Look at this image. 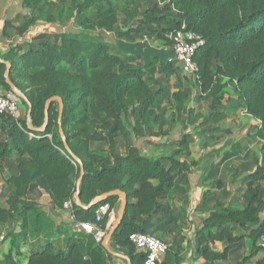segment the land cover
<instances>
[{
	"label": "trees",
	"instance_id": "16d2710c",
	"mask_svg": "<svg viewBox=\"0 0 264 264\" xmlns=\"http://www.w3.org/2000/svg\"><path fill=\"white\" fill-rule=\"evenodd\" d=\"M142 1L71 0L73 10L65 11L58 0H24L26 13L17 27L21 37L30 32L36 16L45 14L52 5L57 14L51 21L65 24L76 13L83 29L115 33L122 55L113 52L112 44L71 32L43 33L29 45L23 43L9 52V79L31 105L32 126L0 114V126L6 134V140L0 142V170L16 156V171L5 180L7 206L0 205V230L7 232L6 240L10 239L0 264H110L111 254L93 232L81 227L72 230L73 226L63 223L54 226L45 207L29 197L37 189L50 195L56 215L72 202L75 224L92 225L105 233L109 213L97 223V211L106 204L111 210L118 209L120 196L91 204L104 193L125 192L127 213L110 244L128 249L132 264H143L146 255L137 251L129 236L150 234L157 230L154 216L170 213L161 200L191 167L186 159L192 153L190 134L183 135L168 156L148 157L132 144L122 154L120 149L129 136L124 116L136 107L142 125L158 122L155 110L159 96L168 90L156 91L152 85L159 82L158 71L167 79L178 70L182 72L171 62L174 52L169 34L183 25L205 40L195 55L198 83L202 97L211 100L218 111L222 108L208 120L221 122L242 108L259 121L256 134L264 140V0H164V6L154 4L146 9ZM119 11L125 15L126 28L120 26ZM131 22L134 27H128ZM136 34L157 36L165 45H136ZM122 45L130 47L128 52L121 50ZM6 70L0 62V86L10 91ZM228 91L236 99L225 98ZM55 96L61 97L63 110L61 113L59 101H53L47 120L46 103ZM173 98L179 107L194 112L196 107L186 91H178ZM121 138L124 142L120 145ZM64 140L80 162L69 153ZM248 179L243 204L236 199L217 203L203 219L197 231V254L204 264L228 262L243 239L236 235L242 228L249 227L251 254L234 264H245L264 249L259 245L264 233L260 184L264 164ZM77 191L80 203L75 202ZM218 244L224 245L223 250ZM24 248H28V256Z\"/></svg>",
	"mask_w": 264,
	"mask_h": 264
},
{
	"label": "rangeland",
	"instance_id": "374dc122",
	"mask_svg": "<svg viewBox=\"0 0 264 264\" xmlns=\"http://www.w3.org/2000/svg\"><path fill=\"white\" fill-rule=\"evenodd\" d=\"M83 1L78 0L79 3ZM58 2L65 11L73 10L71 0H58ZM161 2H164V0H143L141 6L143 9L149 8L154 4H157L159 7L164 6ZM46 10L45 14L36 16L35 24L30 33H28L24 44L27 45L28 43L29 45L30 41L33 42L43 33L71 32L83 38L112 44L113 52L122 55L117 48L119 46L118 41L120 40L115 33H107L104 30L87 31L83 29L79 24L81 17H76V13L75 18L73 16L65 24L59 21H51L50 17L57 14V9L55 6L50 5ZM90 11L91 9L87 10L85 14L88 15ZM119 14L121 20L120 26L126 28L127 26L123 22L125 15L122 11H119ZM133 24L134 22H131L128 27H132ZM134 43L136 45H150L155 48H161L165 45V42L158 39L157 36H150L148 34H136ZM168 46L170 45L168 44ZM128 47L122 45L121 50L128 52L130 48ZM137 60L140 63L141 59L137 58ZM156 75L159 82L152 85L153 89L156 91L159 89L168 90L166 95L159 96V107L155 110L159 116V120L151 126L142 125L136 111L137 108L132 107L124 116L129 135H133L144 142L145 146L150 141L169 143L167 144V148L169 149H166L169 155L177 149L178 142L182 136L190 134L193 153H196V158H193V162H196L197 157H199L198 155L202 151L216 153L219 155V158L221 157L215 166L216 174L211 176L206 174L208 177H200L201 180H205L203 182L206 186L200 192L194 191L196 196L190 201L194 203L195 209L189 213V216L193 217L194 214L198 215L200 212L209 211L217 203L228 204L235 199L240 203H244L243 195L250 186L248 176L259 165L264 164V140L259 139L256 134V120L249 117L246 111L241 108L234 112L233 117L213 123L208 120L209 117L212 118L214 115H217L222 108L218 111L212 107L211 100L202 97L198 79L188 77L180 70L177 71L175 76L168 79L159 71ZM180 90L186 91L191 100H193L192 105L196 107L193 113H191L189 107H179L175 98H173V94ZM229 97L236 99V95L228 91L225 98ZM138 126L140 128H136ZM136 129H139V131ZM120 142L121 145L124 139L121 138ZM98 146L94 145V147ZM229 157L233 158L229 159ZM4 177L3 174H0V188L3 186ZM260 184L262 185V198L264 199V179L260 181ZM4 193L5 190L3 191V195ZM0 202L4 203L5 201L4 199H0ZM262 217H264L263 214ZM15 228L17 229V227ZM0 233V257H2L10 248V239L6 240V231L1 230ZM168 233L167 229L163 231H158L157 229L150 232V234L157 236L170 245ZM22 264H26L25 261Z\"/></svg>",
	"mask_w": 264,
	"mask_h": 264
},
{
	"label": "crops",
	"instance_id": "0c3cea01",
	"mask_svg": "<svg viewBox=\"0 0 264 264\" xmlns=\"http://www.w3.org/2000/svg\"><path fill=\"white\" fill-rule=\"evenodd\" d=\"M25 13L24 0H0V62L2 63L8 61L7 56L12 48L17 47L18 45H23L25 39H27L28 34L25 37H21L19 34H17V27L21 25V17ZM0 92L12 94L20 98L19 118L21 120H25L31 127V117L29 114L30 107L22 93H19L12 88L10 91H8L4 88V86H0ZM233 114L234 112L229 117H233ZM247 115L252 117L248 113ZM252 118L255 119L254 117ZM255 120L258 125L259 121L257 119ZM5 140V131L0 126V142ZM129 144L139 147L142 153L148 157L157 158L160 156H168V151L166 149H169L167 148V144L169 143L150 141L147 143V147L145 146L144 142L140 141L138 138H135L133 135H129L127 138H125V146L121 147L120 149L122 154L126 153V146ZM190 147L192 153L190 156L186 157L187 161L191 163L190 169L185 171L177 178V184L171 191L170 195L167 198L161 200V203L169 208L170 213H168L167 216L162 215V213L156 214L153 218L154 220L152 221L157 223L158 231L167 229L169 232L167 235L171 249L165 257L160 259L159 264H163L164 262H168V264H204V260L197 254V231L202 227L203 219L209 216L210 211L215 205L209 211L206 210L204 213L200 212L198 215L194 214L192 217L189 216V213H191L192 207L195 209V205L190 200L196 196L194 191L200 192L201 189H204L206 186L203 182L205 180H201L200 177H208L216 174L215 166L221 157L219 158V155L216 153L202 151L201 154L198 155L199 157H197L196 162H193L192 160L196 153H193L191 143ZM232 158L233 157H229V159ZM15 160L16 156L12 155L8 162H5L2 170H0V174L5 176L3 186L0 188V199H4L5 202H0L1 206H7L5 180L7 176L16 171ZM197 162L199 163L197 164ZM206 174L209 175L207 176ZM4 190L5 193L3 195ZM29 197L31 200L37 201L45 207V210L48 212L49 216H51L52 222L55 224L54 226L61 225L63 223L64 225L73 226L72 230H76L78 227H81V225L75 224L76 221L72 213V202H68L66 204L68 206L65 205V209L58 212V215H56V212H53L52 210V199L49 194L37 189L33 191ZM121 201L122 200L120 197V204ZM75 202L78 203L76 197ZM118 209H114L109 214V219L107 222L108 232L102 237L103 240L113 228L118 218ZM262 214L264 215V213ZM262 218L264 219V217ZM94 235L96 236V234ZM236 235H240L243 237V239L235 246L230 260L228 262H220L219 264H234L242 260L245 256L247 257L251 254V238L249 227L239 229ZM63 238H65V235H63ZM110 241L111 238L107 240V244L110 246L111 250L118 255L111 254L112 257L109 258V263L129 264V260L131 259L128 256V249L123 247L113 248L110 244ZM217 247L223 250L224 245L218 244ZM25 252H27L26 255L28 256V248L25 249ZM25 263L27 264V261H25ZM245 264H264V249L260 250L256 256L251 258Z\"/></svg>",
	"mask_w": 264,
	"mask_h": 264
},
{
	"label": "built area",
	"instance_id": "2783aa9c",
	"mask_svg": "<svg viewBox=\"0 0 264 264\" xmlns=\"http://www.w3.org/2000/svg\"><path fill=\"white\" fill-rule=\"evenodd\" d=\"M170 38L173 42L174 52L171 62L176 63L184 75L199 79V66L195 61V55L197 50L204 45V38L197 32L188 29L186 25L172 32ZM19 110L20 98L18 96L0 92V114L19 119ZM192 210H194V207H192ZM111 211L113 210H111L109 204L101 206L97 211V223H100L105 215L107 213L110 214ZM80 225L87 232H94L96 230V238L98 241L103 239L102 237L105 235V232L100 231L92 225ZM129 239L138 252L145 253L146 257L143 264H159L160 259L165 257L171 249L170 245L153 234L137 232L131 234ZM259 245L264 248V233Z\"/></svg>",
	"mask_w": 264,
	"mask_h": 264
},
{
	"label": "water",
	"instance_id": "95a60500",
	"mask_svg": "<svg viewBox=\"0 0 264 264\" xmlns=\"http://www.w3.org/2000/svg\"><path fill=\"white\" fill-rule=\"evenodd\" d=\"M6 67H7V70H6V79H7V82L10 84L11 88L14 89L15 91L19 92V93H22L20 92L16 87L15 85L10 81L9 77H10V73H11V69H12V64L11 62L9 61H5L4 62ZM23 97H25V95L22 93ZM26 98V97H25ZM53 101H59L60 104H61V113H62V110H63V102H62V99L61 97L59 96H55L51 99H49L46 103V109H45V114H46V119L48 120V117H49V109H50V106H51V103ZM29 107H30V116H31V105L29 104ZM65 139V138H64ZM65 142V145L69 151V153L72 155V157L80 162V160L73 154V152L70 150V148L68 147L67 145V142L66 140H64ZM84 176V171L82 172V175H81V178L80 180H82ZM110 196H120L121 197V204H120V207L118 209V218L113 226V228L110 230V232L108 233V235L106 236V238L103 240L102 244L104 246V248L107 250L108 253L112 254V255H116L117 253H115L114 251L111 250L110 246L107 244V240L112 238L113 234L117 231V229L121 226L122 222H123V218L125 217L126 213H127V207H128V197H127V194L125 192H123L122 190H115V191H111V192H108V193H104L102 195H99L98 197H96L92 204L91 205H94L96 203H98L99 201H102ZM75 197L76 199L78 200V203L79 200H80V192L77 191V193L75 194ZM1 231V230H0ZM94 234L97 233V231L95 230L93 232ZM118 255V254H117ZM128 258V257H127ZM129 260V259H128ZM129 264H132L131 260H129Z\"/></svg>",
	"mask_w": 264,
	"mask_h": 264
}]
</instances>
